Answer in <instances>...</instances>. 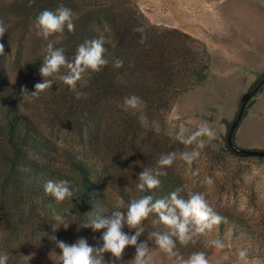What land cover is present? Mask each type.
Masks as SVG:
<instances>
[{
    "label": "trees",
    "instance_id": "1",
    "mask_svg": "<svg viewBox=\"0 0 264 264\" xmlns=\"http://www.w3.org/2000/svg\"><path fill=\"white\" fill-rule=\"evenodd\" d=\"M23 1L24 8L36 16L45 9L55 11L60 5L70 8L78 17L74 19L75 30L68 32L65 28L60 47L74 57L77 46L85 40L103 38L108 63L99 72L87 73L86 85L77 84V90L86 94L84 98L76 99L69 86L54 81L52 88L30 101L37 104L35 112H28L17 94L22 87L16 92L0 82V253L8 255V264H20L22 254L38 245L56 249L54 235L73 243L83 237L93 246L102 232L84 228L89 219L95 214L110 216L113 211H125L133 199L151 195L155 201L177 189H182L179 196L187 199L191 189L165 169L160 170L166 175L158 177L160 185L156 189L137 188L138 174L144 168H157L136 166L138 120L122 105L125 97L136 95L149 111L168 112L179 97L207 81L211 65L210 52L201 41L176 28L152 25L124 0H35L31 6ZM3 11L1 7V14L7 17L9 13ZM138 26L145 28L147 39L143 44L141 33L134 31ZM117 59L123 61L122 67L115 66ZM259 83L252 87L256 92ZM33 87L34 83L27 89L35 91ZM42 108L49 111L53 125L80 130L87 152L78 155L63 150L38 124V109ZM107 113L108 118H114L106 124ZM48 180H68L79 192L71 201L57 202L45 192ZM118 198L123 199L124 207H117ZM77 210L76 216L70 217V212ZM220 216L226 222L214 226L219 231L233 222L241 224L225 212ZM56 217L66 224L73 222V232L68 234ZM146 222L155 232L168 231L154 212L143 224ZM251 235L252 241L245 238L253 248L248 251L259 255L257 246L263 240ZM150 239L157 246L155 238ZM173 239L175 250L184 259L206 248L202 244L204 235L194 229L187 245Z\"/></svg>",
    "mask_w": 264,
    "mask_h": 264
},
{
    "label": "rangeland",
    "instance_id": "2",
    "mask_svg": "<svg viewBox=\"0 0 264 264\" xmlns=\"http://www.w3.org/2000/svg\"><path fill=\"white\" fill-rule=\"evenodd\" d=\"M124 1L135 7L152 25L176 28L198 39L206 45L211 56L207 81L179 97L168 112H151L143 102L135 110L123 107L127 114L138 120L140 137L138 147H135L136 166L159 168L157 161L161 155L191 151L195 145L180 143L176 139L177 133L183 128L186 134H190L206 123L214 135L198 138L205 142L204 148L199 150V158L191 166L177 158L171 166L159 170L176 174L191 191L204 193L219 215L225 212L241 221L239 225L233 222L222 231L213 228L201 234L205 239L202 244L206 247L201 252L211 249L206 255L209 264H264V158L249 157L241 152L264 151V0ZM24 4L26 1L23 0H0V8L9 13L6 17L0 12V19L7 26L0 41L6 53L0 56V82L16 92L23 86L29 88L30 84L42 81L39 68L47 47V41L37 35L36 15L28 12ZM12 5L17 8L13 10ZM49 39L55 41V47H60L65 40L63 34H54ZM64 50L71 61L74 57ZM257 81H260L258 92L252 89ZM17 94L20 97L19 91ZM23 103L28 112H35L37 104L28 100ZM244 103L240 123L230 139V129L238 120ZM48 112L38 109L40 118L37 122L41 128L68 153H86L88 147H85L82 132L75 126L53 125ZM106 117V124L114 118H108V113ZM253 129L256 134L250 137ZM245 134L251 144L240 147ZM128 172L133 174L132 170ZM205 177L212 178L211 186L204 183ZM78 212L71 211L69 215L75 217ZM56 219L63 228L69 226L64 228L68 234L73 232V222L66 224L63 218ZM147 224L142 225L144 231L138 243H147L151 250V264H175V257H169L151 242L150 234L155 231ZM123 231L129 236L135 235V230L126 224ZM252 233L263 240V244L257 246L259 255L248 251L253 248L245 238L251 240ZM102 235L93 247L102 246ZM215 240H221L225 246L216 248L212 244ZM240 249L247 251V257L240 258ZM52 251L61 254L59 248L50 250L48 246H35L32 252L22 254L20 264H59L57 256L49 258ZM135 253L136 249L129 246L123 257L117 259L106 253L105 260L108 264H130ZM24 256L31 257L25 259Z\"/></svg>",
    "mask_w": 264,
    "mask_h": 264
},
{
    "label": "clouds",
    "instance_id": "3",
    "mask_svg": "<svg viewBox=\"0 0 264 264\" xmlns=\"http://www.w3.org/2000/svg\"><path fill=\"white\" fill-rule=\"evenodd\" d=\"M35 0H29L31 6ZM76 14L68 7L58 6L55 11L43 10L35 18L34 24L37 35L42 36L47 41L46 55L39 68V74L42 81L34 85L35 91H29L26 86L20 90L22 102L31 101L38 98L46 90L52 88L54 79L62 81L76 93V99L85 97V93L77 90V84L81 86L87 84L85 76L89 72H99L108 61L104 58L106 51L103 38L85 40L77 46L74 58L69 61L62 47H55V41L49 39L54 34L62 35L67 28L68 32H74V19ZM134 31L141 33L140 43L143 44L147 39L145 28L138 26ZM7 32V26L0 19V41L3 40ZM5 46L0 43V56H5ZM117 68L123 66V61H115ZM64 70L63 72L61 70ZM54 78V79H53ZM142 104L140 97L131 95L124 98L123 107L127 109H138ZM214 135L212 129L205 123L197 130L186 134L181 128L176 135V139L184 145H195L191 151L180 153L170 152L163 154L157 161L159 168H144L138 174L137 188L140 191L153 190L160 185L159 176L166 175L159 169L171 166L179 158L185 161L189 166L193 161L199 158L200 149H203L205 142L200 137L207 136L211 138ZM204 183L211 186L213 180L211 177H205ZM182 189H177L170 193L169 197L160 198L153 201L151 195L142 196L139 199H133L128 203L126 211H113L110 216L99 214L93 215L84 228H91L94 232H102V246L93 247L88 240L81 237L75 243L68 244L58 240L54 235L52 240L57 248L60 249L59 255L55 251L49 254L59 258V264H108L105 260V254L111 253L113 258L123 257L126 248L129 246L136 249L135 257L130 264H151V250L147 243H138L139 236L143 233V221L151 213H156L159 217V223L168 228L167 232H153L150 238H155V244L168 254L169 257H175V264H209L204 252H194L187 259H184L178 251L175 250L176 237L181 244L187 245L193 239V229L195 233L203 234L211 231L214 226L221 222H226L225 218L220 216L205 198L201 192H188V198L183 199L179 196ZM45 192L54 197L57 202L71 201L79 192L78 188H72L68 180H48L45 183ZM118 208L124 207L122 198H118ZM135 230V235L129 236L124 231V225ZM69 226L65 225V229ZM53 231L55 229L53 228ZM212 244L216 248H223L225 245L221 240H215ZM34 255V254H33ZM240 258L247 257V251L239 250ZM31 257V256H29ZM29 257H25L28 259ZM8 255L0 253V264H8Z\"/></svg>",
    "mask_w": 264,
    "mask_h": 264
},
{
    "label": "water",
    "instance_id": "4",
    "mask_svg": "<svg viewBox=\"0 0 264 264\" xmlns=\"http://www.w3.org/2000/svg\"><path fill=\"white\" fill-rule=\"evenodd\" d=\"M244 108H245V103L243 104V108L239 114L238 120L232 125V127L230 129V133H229L230 139H231V136L233 135L235 129H237V127L240 123L241 117H242L243 112H244ZM241 152L243 154H245L246 156H249V157H262V158H264V151L242 150Z\"/></svg>",
    "mask_w": 264,
    "mask_h": 264
},
{
    "label": "crops",
    "instance_id": "5",
    "mask_svg": "<svg viewBox=\"0 0 264 264\" xmlns=\"http://www.w3.org/2000/svg\"><path fill=\"white\" fill-rule=\"evenodd\" d=\"M241 134H242V133H241ZM255 134H256L255 130H254V129L251 130V135H250V137H254ZM239 137H240V135H239ZM240 138H241V137H240ZM249 141H250V140L246 138V134H245V139L241 138V142L239 143V146H240V147H248L249 144H251V143H249Z\"/></svg>",
    "mask_w": 264,
    "mask_h": 264
}]
</instances>
